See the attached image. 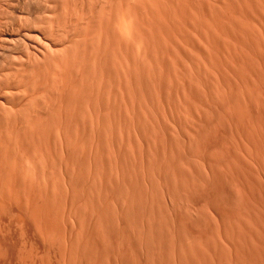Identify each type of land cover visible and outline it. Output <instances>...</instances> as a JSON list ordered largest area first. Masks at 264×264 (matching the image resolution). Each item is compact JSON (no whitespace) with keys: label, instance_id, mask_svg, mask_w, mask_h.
Wrapping results in <instances>:
<instances>
[{"label":"bare ground","instance_id":"6f19581e","mask_svg":"<svg viewBox=\"0 0 264 264\" xmlns=\"http://www.w3.org/2000/svg\"><path fill=\"white\" fill-rule=\"evenodd\" d=\"M0 264H264V0H0Z\"/></svg>","mask_w":264,"mask_h":264}]
</instances>
